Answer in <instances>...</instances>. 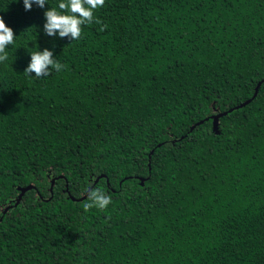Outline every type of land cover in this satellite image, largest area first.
Returning <instances> with one entry per match:
<instances>
[{
	"label": "trees",
	"instance_id": "trees-1",
	"mask_svg": "<svg viewBox=\"0 0 264 264\" xmlns=\"http://www.w3.org/2000/svg\"><path fill=\"white\" fill-rule=\"evenodd\" d=\"M58 3L0 0V264H264V0H105L78 40Z\"/></svg>",
	"mask_w": 264,
	"mask_h": 264
},
{
	"label": "clouds",
	"instance_id": "clouds-1",
	"mask_svg": "<svg viewBox=\"0 0 264 264\" xmlns=\"http://www.w3.org/2000/svg\"><path fill=\"white\" fill-rule=\"evenodd\" d=\"M26 11L31 10L32 5L44 9L47 0H22ZM105 0H59L57 7H48L44 13L43 31L47 36L68 38L78 40L81 37L82 26L93 22L101 24L99 19L94 17V10L103 7ZM107 25H103L99 31H103ZM16 35L8 27L0 16V62L8 59L6 48L15 42ZM30 61L24 69L26 75L34 74L37 78L49 76L50 69L60 72L64 65L54 59L53 52L45 48L29 53ZM111 203V197L106 195L102 188L88 191L87 201L83 204V209L87 212L95 207L104 210Z\"/></svg>",
	"mask_w": 264,
	"mask_h": 264
},
{
	"label": "water",
	"instance_id": "water-1",
	"mask_svg": "<svg viewBox=\"0 0 264 264\" xmlns=\"http://www.w3.org/2000/svg\"><path fill=\"white\" fill-rule=\"evenodd\" d=\"M258 84H259V82L255 85V87H254V91H253V93H252V95H251L250 98H248V99L242 101L241 103H239V104H237V105H235V106H233V107H230V108L226 109L225 111L217 112V113H215V114L210 115L209 117H205L204 120H206L207 118L212 119L213 129H216L217 119H218L220 116H222V115H224V114L230 112V111L233 110V109H237V108H239V107H242V106H244L245 104H247L249 101L252 100V98H253V97L255 96V94H256ZM200 122H202V120H199V121H197L195 124H193V125L189 128V130H191L196 124H199ZM157 145H159V144H157ZM101 176H102V175H99L98 177H101ZM98 177H97V178H98ZM97 178H96V179H97ZM96 179H94V181H96ZM52 181H53V180L51 179V180H50V188H51ZM31 187H32V185H30V184H28V185H26V186H24V187H20V188H19V193H18V195H17V197H16V200H15V202L13 203V205H15V204L19 201V199L21 198L22 194H23L27 189H29V188H31ZM88 191H89V189H87V190L85 191V193H84L81 197H79L77 200H81V199L85 198L86 195H87V193H88ZM70 199L73 200L72 197H70ZM8 208H9V206H6V207L3 209L2 213H4Z\"/></svg>",
	"mask_w": 264,
	"mask_h": 264
}]
</instances>
